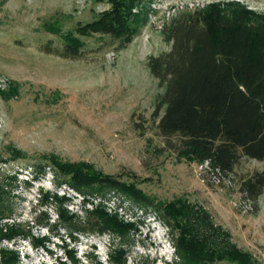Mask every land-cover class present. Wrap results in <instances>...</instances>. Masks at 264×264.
<instances>
[{
	"label": "rangeland",
	"instance_id": "obj_1",
	"mask_svg": "<svg viewBox=\"0 0 264 264\" xmlns=\"http://www.w3.org/2000/svg\"><path fill=\"white\" fill-rule=\"evenodd\" d=\"M112 5L110 0H0V189L13 204L0 226L21 223L49 239L48 248H34L29 238L5 239L0 246L16 249L18 264H97L96 259L113 264L112 254L122 250L121 264H187L175 244L178 231L171 232L160 210V203L181 198L205 209L227 234L213 238L210 229L204 230L210 240L229 241L251 254L255 264H264V193L257 212L245 211L237 183L263 164L242 158L233 185H215L199 175V162L169 148L158 131L152 113L164 88L147 64L151 55L171 49L165 33L178 19L215 6L225 21L263 29L264 0H137L133 13L141 22L125 47L121 38L96 33L79 36L84 46L77 57L43 50L48 44L63 49L65 33L98 19ZM54 155L89 162L134 183L149 202L109 186L81 192L59 183ZM42 166L46 172H40ZM43 194L51 195L47 204ZM60 207L81 223L98 220L94 212L100 208L133 226L121 233H76L71 239L65 226L48 231L36 221L45 210L52 223H59ZM65 245L77 263L67 257ZM1 259L0 253L3 264Z\"/></svg>",
	"mask_w": 264,
	"mask_h": 264
},
{
	"label": "trees",
	"instance_id": "obj_2",
	"mask_svg": "<svg viewBox=\"0 0 264 264\" xmlns=\"http://www.w3.org/2000/svg\"><path fill=\"white\" fill-rule=\"evenodd\" d=\"M110 1L112 8L98 19L79 24L76 31L64 34L63 49L48 44L43 50L62 57H77L84 46L79 36L96 33L121 38L125 47L134 39L141 22L133 13L137 0ZM219 10L215 6L196 16L178 19L165 33L172 41L171 49L149 57L148 67L164 88L157 96L152 118L158 121V131L166 138L169 148L191 162L209 160L221 175L237 174L235 167L244 157L263 162L262 169L237 179L241 197L252 204L250 211L257 212L259 198L264 193V47L258 45L264 40L260 33L264 29L225 21ZM49 29L55 30L53 25ZM136 126L141 128L140 121ZM51 163L59 183H68L81 192L94 185L109 186L137 201L149 202L150 198L134 183L103 173L89 162L63 161L54 155ZM40 172H46V167L42 166ZM6 193L0 189V217L13 211V204L4 197ZM50 198L51 195L43 194V204ZM59 200L62 203L63 199ZM160 210L171 232L178 231L175 244L187 264H220L225 260L229 264H255L251 254L235 244L224 239L210 240L203 233L210 229L213 238L227 235L205 209L179 198L160 203ZM40 212L36 221L46 225L48 231L65 226L71 239L77 238L76 233H121L133 226L100 208L94 212L98 220L89 218L85 223L76 220L63 207L59 208V223H52L47 211ZM18 238H29L33 245L48 248L47 235L36 236L31 227L17 222L0 226V244L5 239ZM65 252L71 262H78L74 251L66 245ZM0 253L3 264L20 261L16 249L0 246ZM124 255L123 250L118 255L112 254L110 261L121 264ZM96 262L102 264L100 260Z\"/></svg>",
	"mask_w": 264,
	"mask_h": 264
},
{
	"label": "built area",
	"instance_id": "obj_3",
	"mask_svg": "<svg viewBox=\"0 0 264 264\" xmlns=\"http://www.w3.org/2000/svg\"><path fill=\"white\" fill-rule=\"evenodd\" d=\"M197 165L199 175H202L211 183L215 185H229V183L231 185L234 184V176L232 174L228 176L219 174L218 169H214L209 160L199 162L197 163ZM239 202L241 204L242 209H244L245 211L251 210L252 204L248 200H245L241 197Z\"/></svg>",
	"mask_w": 264,
	"mask_h": 264
},
{
	"label": "flooded vegetation",
	"instance_id": "obj_4",
	"mask_svg": "<svg viewBox=\"0 0 264 264\" xmlns=\"http://www.w3.org/2000/svg\"><path fill=\"white\" fill-rule=\"evenodd\" d=\"M263 29H264V28H263ZM260 33H261V35L264 36V30H262ZM258 45H261V47H264V40L258 42Z\"/></svg>",
	"mask_w": 264,
	"mask_h": 264
},
{
	"label": "crops",
	"instance_id": "obj_5",
	"mask_svg": "<svg viewBox=\"0 0 264 264\" xmlns=\"http://www.w3.org/2000/svg\"><path fill=\"white\" fill-rule=\"evenodd\" d=\"M148 48H149V47H147V46H145V48L141 46L140 49H141L142 51H146V52H147V51H148V50H147ZM138 49H139V48H138ZM159 53H160V52H159ZM258 162H261V161H258ZM261 163L263 164V162H261ZM261 169H262V168H261Z\"/></svg>",
	"mask_w": 264,
	"mask_h": 264
},
{
	"label": "bare ground",
	"instance_id": "obj_6",
	"mask_svg": "<svg viewBox=\"0 0 264 264\" xmlns=\"http://www.w3.org/2000/svg\"><path fill=\"white\" fill-rule=\"evenodd\" d=\"M161 239H163V237H162ZM32 246H33L34 248H38V249L42 247V246H35V245H33V243H32ZM42 248H43V247H42ZM168 252H169V251H167L166 254H168ZM97 264H99V263L97 262Z\"/></svg>",
	"mask_w": 264,
	"mask_h": 264
}]
</instances>
